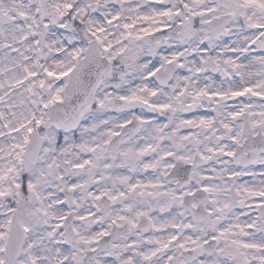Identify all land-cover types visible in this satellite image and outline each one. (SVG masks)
<instances>
[{"label":"snow or ice","instance_id":"snow-or-ice-1","mask_svg":"<svg viewBox=\"0 0 264 264\" xmlns=\"http://www.w3.org/2000/svg\"><path fill=\"white\" fill-rule=\"evenodd\" d=\"M0 264H264V0H0Z\"/></svg>","mask_w":264,"mask_h":264}]
</instances>
